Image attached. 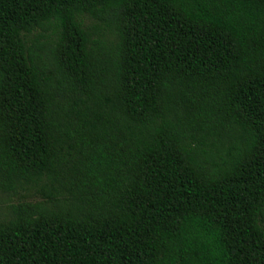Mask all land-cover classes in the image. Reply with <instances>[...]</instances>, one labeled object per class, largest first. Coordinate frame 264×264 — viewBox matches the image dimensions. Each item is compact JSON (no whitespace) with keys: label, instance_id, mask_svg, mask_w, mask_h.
<instances>
[{"label":"trees","instance_id":"trees-1","mask_svg":"<svg viewBox=\"0 0 264 264\" xmlns=\"http://www.w3.org/2000/svg\"><path fill=\"white\" fill-rule=\"evenodd\" d=\"M0 192V264H264V0H0Z\"/></svg>","mask_w":264,"mask_h":264},{"label":"rangeland","instance_id":"rangeland-1","mask_svg":"<svg viewBox=\"0 0 264 264\" xmlns=\"http://www.w3.org/2000/svg\"><path fill=\"white\" fill-rule=\"evenodd\" d=\"M31 38L36 39V35H31ZM21 199V196H10L0 192V220L4 219L9 206L11 204L18 203Z\"/></svg>","mask_w":264,"mask_h":264}]
</instances>
